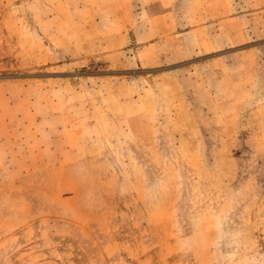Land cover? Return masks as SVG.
<instances>
[{"label":"rangeland","instance_id":"374dc122","mask_svg":"<svg viewBox=\"0 0 264 264\" xmlns=\"http://www.w3.org/2000/svg\"><path fill=\"white\" fill-rule=\"evenodd\" d=\"M0 264H264V0H0Z\"/></svg>","mask_w":264,"mask_h":264}]
</instances>
